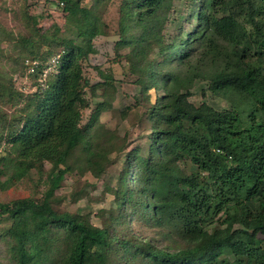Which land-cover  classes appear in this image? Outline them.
I'll use <instances>...</instances> for the list:
<instances>
[{"label": "trees", "instance_id": "16d2710c", "mask_svg": "<svg viewBox=\"0 0 264 264\" xmlns=\"http://www.w3.org/2000/svg\"><path fill=\"white\" fill-rule=\"evenodd\" d=\"M65 2L71 35L57 25L41 33L29 17L20 35L0 25V54L15 64L27 57L19 69L27 59L47 62L55 53L43 55L45 44L63 47L59 72L31 95L0 72V145L8 144L0 190L33 170L46 185L39 198L0 201V216L13 219L0 264H264V0H210L191 31L176 35L163 33L171 0H125L133 71L142 91L158 96L145 111L146 145L118 147L130 171L122 170L115 188L118 214L102 226L56 207L74 153L84 158L82 170L100 174L110 151L98 138L114 143L108 131L80 126L82 60L94 51L98 15ZM3 40L14 53L5 54ZM197 80L230 107L193 103Z\"/></svg>", "mask_w": 264, "mask_h": 264}, {"label": "rangeland", "instance_id": "374dc122", "mask_svg": "<svg viewBox=\"0 0 264 264\" xmlns=\"http://www.w3.org/2000/svg\"><path fill=\"white\" fill-rule=\"evenodd\" d=\"M78 2L80 7L93 9L98 15L97 32L91 40L94 51L82 60L86 86L80 126L96 127L100 129V134L108 131L114 138V143L109 144L106 136L98 138L101 148L110 151L108 156L110 162L100 174L82 170L84 158L82 160L79 150L74 153L71 158L74 168L66 174L61 187L56 191L60 198L56 207L60 211L86 214L93 223L102 226L111 215L118 214L115 188L122 170L126 169L127 172L129 170L128 167L124 168V152L118 150V147L123 142L129 148L146 145L150 124L146 120L145 111L156 101L158 91L156 89L142 91L143 84L133 71L136 49L127 42L129 40L123 41L122 18L125 0H78ZM64 4L66 6L67 3ZM203 5L209 7L210 0H171L164 14L163 33L176 35L180 34V31H191ZM27 17L41 33L48 32L57 25L63 34L71 35L73 27L68 23V11L57 5V0H0V25L6 30L16 35L26 33ZM132 33L133 31H128L126 35L130 36ZM1 48L5 50V54L14 53L12 44L5 40L1 42ZM41 49L43 55L55 53L47 60L52 65L56 64L49 70V76L53 77L59 72L63 47L45 44ZM154 55L156 56V53ZM24 56L17 58L18 63L15 64L0 54V72L9 74L15 90L25 97L38 92L41 89L40 85H43L30 74L28 65L18 68L20 61L27 58ZM38 59L40 58L34 60ZM105 75H108L109 81ZM190 100L195 104L206 102L219 110L230 107V102L213 94L204 80H197L194 83ZM7 147L8 144H1L0 154H3ZM50 167L51 164L46 163L47 170ZM45 189L44 178L39 180L38 172L33 170L30 176H26L8 189L0 190V201L9 202L24 197L39 198ZM75 192H83V196L74 200L72 194ZM12 223L11 216H0V259L7 258L9 254V240L6 236ZM135 225L136 230L141 231L140 224Z\"/></svg>", "mask_w": 264, "mask_h": 264}, {"label": "built area", "instance_id": "2783aa9c", "mask_svg": "<svg viewBox=\"0 0 264 264\" xmlns=\"http://www.w3.org/2000/svg\"><path fill=\"white\" fill-rule=\"evenodd\" d=\"M57 5L61 7L64 6V1L57 0ZM52 61L56 62V60L54 59H52ZM49 62L50 61L42 63L41 61L38 60H29V59L26 60V64L29 67L30 74H34L43 86L46 85V81L50 74L49 70L53 66H56V64L52 65ZM42 81L45 82V84Z\"/></svg>", "mask_w": 264, "mask_h": 264}]
</instances>
